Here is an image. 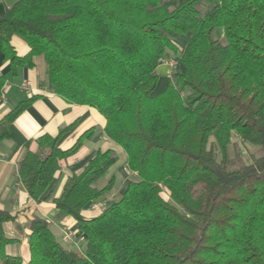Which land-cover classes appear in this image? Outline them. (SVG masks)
<instances>
[{
	"label": "trees",
	"instance_id": "16d2710c",
	"mask_svg": "<svg viewBox=\"0 0 264 264\" xmlns=\"http://www.w3.org/2000/svg\"><path fill=\"white\" fill-rule=\"evenodd\" d=\"M13 35L28 45L24 56ZM0 51L13 72L42 56L50 91L96 108L137 177L86 218L84 207L112 193L114 176L95 183L117 153L97 151L54 197L60 160L91 129L68 149L57 143L72 124L37 137L38 149L17 160L20 182L73 218L85 246L65 248L34 215L28 264H264V0H16L0 13ZM169 55V81L156 91ZM34 98L0 119V141ZM233 135L260 153L234 159ZM12 220L0 209V264H22L6 251Z\"/></svg>",
	"mask_w": 264,
	"mask_h": 264
},
{
	"label": "crops",
	"instance_id": "0c3cea01",
	"mask_svg": "<svg viewBox=\"0 0 264 264\" xmlns=\"http://www.w3.org/2000/svg\"><path fill=\"white\" fill-rule=\"evenodd\" d=\"M15 1L0 0V13ZM10 43L19 56H24L29 51L26 42L17 35L11 36ZM160 65L161 63L158 67ZM45 71L46 63L43 57L36 56L32 67L21 66L13 72L9 62L3 59V54L0 51V76L5 81L2 88L5 98L3 100L0 98V119L19 102L26 100L31 95L35 96L11 123L9 138L0 141V209L7 210L14 216V220L3 224V229L6 236L16 239L14 243L6 247V251L19 255L22 264H28V225L34 215L41 216L48 221L52 233L57 240L60 238L63 241L64 245L62 246L64 247L85 240L84 234L77 228L76 221L71 217L59 218L51 201L36 203L28 196L16 171L17 160L24 150L35 152L38 149L37 137L43 134L55 136L60 129L72 124L71 128L60 136L57 143L61 149H68L83 132L91 129L79 149L60 160L59 168L55 172L57 185L54 197L60 195L66 179L71 174L81 172L97 151L113 149L118 153L121 150L104 134V116L92 106L69 103L50 91L46 83ZM23 81L30 83V94H25L20 90L19 85ZM117 155L119 157V154ZM117 161L108 168L102 179L108 181L111 176L115 177L114 188L109 194L110 200L118 199L127 182L137 178L136 174L127 168L125 155L119 164H116ZM118 167L121 168V172L117 173ZM100 211L101 208L89 205L83 208L82 215L90 218ZM64 228L76 231L78 239L74 243L66 242L63 234Z\"/></svg>",
	"mask_w": 264,
	"mask_h": 264
},
{
	"label": "rangeland",
	"instance_id": "374dc122",
	"mask_svg": "<svg viewBox=\"0 0 264 264\" xmlns=\"http://www.w3.org/2000/svg\"><path fill=\"white\" fill-rule=\"evenodd\" d=\"M160 63H161V65L157 69L159 79L157 82L156 91H161L169 81L168 78L170 76V72L172 70V65H173L172 57L170 55L166 56L163 60H161ZM231 140H232V143H231L230 148H229V154L234 159L237 156V151L240 153V156L243 159L246 158L249 153H252L254 155H258L261 151L260 147L257 148V147L251 146L247 143H243L237 135H233ZM117 154H119V157H118V161L116 164H119L121 162V160L124 158L125 153L121 149L118 151ZM118 172H121V168H119V167L117 168V173ZM102 179H103V175L96 181V183H95L96 187L99 188L100 186H103L107 182V181H103ZM162 196L165 199H167V194L165 192L162 193ZM58 241L61 243V245H64L63 241L60 238L58 239ZM84 246H85V240H84V242L82 241L81 243H75L73 245H67L65 247L68 249L74 250V251H80V250H83Z\"/></svg>",
	"mask_w": 264,
	"mask_h": 264
},
{
	"label": "built area",
	"instance_id": "2783aa9c",
	"mask_svg": "<svg viewBox=\"0 0 264 264\" xmlns=\"http://www.w3.org/2000/svg\"><path fill=\"white\" fill-rule=\"evenodd\" d=\"M19 88L21 91H23L25 94H30L31 93V89H30V83L28 81H23L20 83L19 85ZM0 98L1 100H3L5 97H4V93L3 91L1 92L0 94ZM112 200V199H111ZM106 201H110V198L109 196L96 202V203H93L91 204V206H93L94 208H101L102 206H104L107 202ZM64 239L66 240L67 243H74V241L77 238V233L76 231L72 230V229H69V228H64Z\"/></svg>",
	"mask_w": 264,
	"mask_h": 264
}]
</instances>
